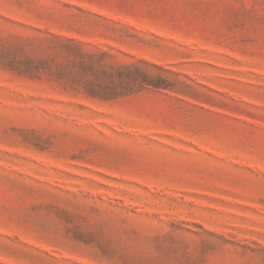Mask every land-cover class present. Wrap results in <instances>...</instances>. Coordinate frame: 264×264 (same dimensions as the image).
I'll use <instances>...</instances> for the list:
<instances>
[{"label": "rangeland", "instance_id": "obj_1", "mask_svg": "<svg viewBox=\"0 0 264 264\" xmlns=\"http://www.w3.org/2000/svg\"><path fill=\"white\" fill-rule=\"evenodd\" d=\"M0 264H264V0H0Z\"/></svg>", "mask_w": 264, "mask_h": 264}]
</instances>
